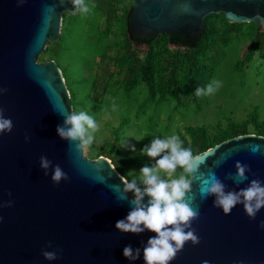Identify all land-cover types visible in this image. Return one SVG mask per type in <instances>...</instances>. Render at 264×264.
<instances>
[{
	"label": "water",
	"instance_id": "obj_1",
	"mask_svg": "<svg viewBox=\"0 0 264 264\" xmlns=\"http://www.w3.org/2000/svg\"><path fill=\"white\" fill-rule=\"evenodd\" d=\"M66 13H78L68 0L63 5L25 0L22 6L17 0H0V88L7 89L0 95V108L14 125L11 133L0 134V203L14 202L0 208V264H146L143 248L156 233H121L115 227L131 210L118 199L122 175L108 158L88 159L57 133L64 117L54 108L70 113L71 94L58 64L37 58L60 36ZM213 14H224L228 23H255L264 32V0H135L129 34L140 39L178 34L194 41ZM136 46L146 51L147 46ZM256 144L261 148L253 154L247 146ZM199 155L205 160L200 172L214 171L226 190L239 191L253 179L264 182V136L233 137ZM41 156L58 164L69 180L53 183L52 168L45 175L40 167ZM237 161L251 169L238 186L227 178L228 173L235 176ZM192 181L187 195L195 197L191 205L199 208L192 227L200 243L187 242L169 264H264V229L259 227L264 208L255 220L243 205L225 215L214 207V195L201 198L195 175ZM128 245L141 250L138 259L123 255ZM56 249L61 251L55 260L41 254Z\"/></svg>",
	"mask_w": 264,
	"mask_h": 264
},
{
	"label": "rangeland",
	"instance_id": "obj_2",
	"mask_svg": "<svg viewBox=\"0 0 264 264\" xmlns=\"http://www.w3.org/2000/svg\"><path fill=\"white\" fill-rule=\"evenodd\" d=\"M131 2L135 0H121L119 13ZM88 6V12H81L77 20L69 21L68 29L62 27L64 49L56 61L51 60L61 71L65 69L67 78L64 79L71 82L76 102H79L77 112L85 111L98 124V130L93 133V143L83 153L86 158L97 160L106 157L96 154L104 143L113 142L119 129L121 152L131 157L140 156L129 169L131 180H139L140 169L146 164L154 165L159 159L150 158L144 152L155 138L164 139L175 134L189 139L190 127H203L215 132L225 129L230 121L242 122L253 114L258 115L260 121L264 120V51L246 58L251 48L247 36L250 23H244L242 33L224 48L215 61L211 82H221L217 91L206 95L198 104L187 98L181 107L174 99L158 105L147 101L145 84L132 91L127 90L121 63L116 60L122 56L120 51L125 40V28L116 21L107 24L106 18L97 13L93 5ZM133 48L144 57L148 46L146 51L137 49L136 45ZM170 48L176 49L172 45ZM46 56L43 52L38 56V62H46L42 61ZM113 102L115 110L112 109ZM143 102L145 105L142 107ZM254 130L250 125L248 134H255ZM161 176L163 179L175 178L168 177L166 173H161ZM130 196H133L131 192Z\"/></svg>",
	"mask_w": 264,
	"mask_h": 264
},
{
	"label": "clouds",
	"instance_id": "obj_3",
	"mask_svg": "<svg viewBox=\"0 0 264 264\" xmlns=\"http://www.w3.org/2000/svg\"><path fill=\"white\" fill-rule=\"evenodd\" d=\"M18 6H22L25 0H17ZM76 12L86 13L89 6L85 0H68ZM63 5L65 0H59ZM221 87L220 81H213L206 87H198L195 90L196 96H206L214 93ZM7 89L0 88V95L4 94ZM112 109H116L113 102ZM64 117L62 125L57 126L58 135L70 142V147L74 146L76 152L82 156L85 149L93 143V133L98 130V124L95 119L85 111L76 112L71 110L70 113L65 110L55 109ZM13 122L10 118H5L4 109L0 108V134L11 133ZM70 126V127H69ZM30 137L25 136V142ZM78 142V143H77ZM178 135H171L164 139L155 138L150 146H146L144 152L150 158H157L152 166L145 165L140 169L139 180H128L124 176L120 179L123 182V188L120 189L118 199L126 200L131 210L124 219L116 222V229L121 233L140 234L145 230L156 233V236L148 239L143 248V258L146 264H169L181 252L187 242L192 245L200 243V238L196 234V229L192 227V222L199 218V208L194 209L191 201L195 197H189L187 194L192 192V176L200 182L199 193L202 199L208 196H215L214 207L222 208L223 213L228 215L237 205H243L246 215L255 220L259 211L264 208V182L259 179L250 181L247 187L236 190H226L227 185L223 183L215 174L209 170L207 174L200 172L201 165L205 163L202 155L194 154L191 148L182 146ZM253 154L257 153L261 145H248ZM132 151L135 148L132 147ZM217 166L219 161L216 162ZM39 164L44 174L48 175V169L52 168L51 180L59 184L62 180H69L68 174L57 164L46 156H41ZM182 169L177 178L163 179L161 173H166L172 177L177 173V169ZM236 174H227V178L233 180L238 186L248 180L246 173L251 169L246 164L239 161L235 163ZM191 177V179H189ZM119 188V186H116ZM132 193V198L128 193ZM11 197L12 193H8ZM145 196L149 197L144 202ZM13 201L10 199L6 203H0V208L12 207ZM2 219V217H0ZM259 227L264 229V220H261ZM47 247H52L51 242ZM60 249L54 251L42 250V255L46 260L52 261L58 258ZM139 248L133 249L131 245L123 249V255L129 260H136L140 256ZM202 264H209L204 260ZM243 264V262H237Z\"/></svg>",
	"mask_w": 264,
	"mask_h": 264
},
{
	"label": "trees",
	"instance_id": "obj_4",
	"mask_svg": "<svg viewBox=\"0 0 264 264\" xmlns=\"http://www.w3.org/2000/svg\"><path fill=\"white\" fill-rule=\"evenodd\" d=\"M85 3L93 5L94 10L106 18L107 24L116 21L125 28V40L121 51L119 50L122 56H119L116 60L121 63L127 90L132 91L141 84H145L148 94L147 101L155 102L158 105L174 99L176 105L181 107L185 105V99L187 98L192 103L197 102L198 104L205 96H196L195 90L198 87H206L211 83L216 59L224 52V48L242 33V27L246 25L228 23L224 14H213L206 18L204 31L194 41L187 40L178 34L173 36L163 34L152 39H140L129 34L130 10L134 5L133 2L128 7L124 6L121 14L118 7L121 0H85ZM80 13L78 12L75 15L64 14L63 29H68L70 22L77 20ZM248 25L250 30L247 32V36L251 41V48L247 53V59L255 53L264 51V32H261L255 23ZM136 42L140 46H148L144 57L139 56L133 48ZM171 45L176 49L171 50ZM63 49V35L60 34L57 39L49 42L44 51L47 55L46 59L42 61H56ZM62 72L64 77L67 78L65 69H62ZM66 84L71 94L73 111L77 112L76 107L79 102H76V95L71 82L66 80ZM97 96L98 93H96ZM144 105L143 102L141 106ZM250 125L254 127L255 134L264 136V120L260 121L258 115L253 114L242 122L230 121L225 129L215 132H209L203 127H190L187 133L189 139L182 135H180V139L183 142V147L191 148L194 154H200L223 141L248 134ZM121 140L119 129H117L113 142L104 143L96 156H106L111 159L116 170L130 181L129 169L140 156L138 154L131 157L130 154L121 152ZM182 171L178 168L177 173L173 176L177 178Z\"/></svg>",
	"mask_w": 264,
	"mask_h": 264
},
{
	"label": "flooded vegetation",
	"instance_id": "obj_5",
	"mask_svg": "<svg viewBox=\"0 0 264 264\" xmlns=\"http://www.w3.org/2000/svg\"><path fill=\"white\" fill-rule=\"evenodd\" d=\"M142 46H144V47H145L146 45H142Z\"/></svg>",
	"mask_w": 264,
	"mask_h": 264
}]
</instances>
